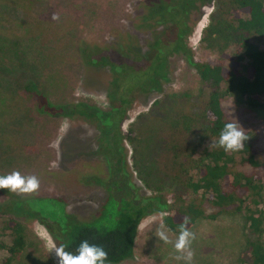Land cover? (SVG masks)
<instances>
[{"label": "trees", "instance_id": "obj_1", "mask_svg": "<svg viewBox=\"0 0 264 264\" xmlns=\"http://www.w3.org/2000/svg\"><path fill=\"white\" fill-rule=\"evenodd\" d=\"M210 1L134 0L127 28L114 30L103 44H78L85 70L101 71L96 77L88 73V84L99 79L110 104L107 111L84 102L53 104L33 84L24 88L37 96L36 109L42 114L83 120L98 130L101 126L107 128L113 139L108 152L115 149L116 153H111L109 160L112 170L113 165L125 160L118 142L128 109L137 95L162 91L159 79L166 75L168 58L181 54L196 69L199 87L196 92H162L145 113L129 124L122 137L131 147L132 170L144 189L170 194L172 203L163 201L166 214L162 223L167 229L179 233L184 217L189 218L191 227L199 218L214 220L222 213L241 214L247 232L241 262L264 264V152L261 158L256 157V134L248 132L250 138L240 152L209 149L218 140L223 125L233 120L224 110L226 99L235 98L251 108L264 110L260 100L264 99V48L260 46L264 39V3L214 0L200 42L216 58L195 61L188 38L200 8ZM168 36L172 39L168 40ZM238 154L242 156L239 162ZM124 167L120 186L125 192L118 194L120 188L113 190L111 182H106L110 185L96 212L83 219L74 218L64 228L59 226L56 245L65 244L74 252L87 239L105 247L106 264H120L133 257L138 226L157 211L158 200L148 195L139 197L130 189L133 187L124 176ZM87 182L91 183L90 177ZM1 191L6 201L0 203V250L7 252L1 264H12L26 247L24 229L18 220L20 211L33 202L6 189ZM120 198L126 208L105 214L106 203L114 199L119 202ZM63 207L67 214L64 204ZM5 237L9 244L2 240Z\"/></svg>", "mask_w": 264, "mask_h": 264}, {"label": "rangeland", "instance_id": "obj_2", "mask_svg": "<svg viewBox=\"0 0 264 264\" xmlns=\"http://www.w3.org/2000/svg\"><path fill=\"white\" fill-rule=\"evenodd\" d=\"M133 1L0 0V175L18 170L40 180L38 192L31 195L14 193L33 203L25 204L20 211L18 220L24 229L26 247L12 264H58L54 252L50 253L49 249L56 245L59 226L64 228L66 222H73L74 218L92 216L110 184L113 190L120 188L118 194L125 192L120 186L124 162V176L133 187L130 189L139 197H155L158 204L157 211L142 219L138 226L133 257L120 264H184L174 259L178 253L173 243L159 241L155 235L166 214L163 201L171 204V196L168 192L158 194L142 187L132 170L131 147L122 135L162 92L197 91L200 79L191 63L181 54L170 56L166 78L159 79L162 91L152 90L151 94L136 96L120 126L118 147L125 160L113 165L112 170L109 160L115 149L108 152L113 139L107 128L101 126L98 130L83 120L42 114L36 109L37 96L24 88L33 84L34 89L53 104L84 102L102 111L109 110L110 104L99 79L88 84V73L96 77L101 71L85 70L78 44L81 41L103 44L111 38L114 30L127 28ZM213 4L214 0H211L200 8V16L188 38V47L195 61L216 58V54L205 49L200 42ZM54 13L59 19H52ZM168 37V40L172 39V36ZM260 46L264 48V39ZM260 100L264 103V99ZM223 107L228 116L231 114L230 118L238 120L247 132L256 134L253 145L256 157L261 158L264 152V110L251 108L235 98L226 99ZM241 157L236 156L237 162ZM243 169L246 170V164ZM111 171L113 174L110 175ZM89 177L91 183L88 185ZM5 201L6 196L0 189V203ZM63 204L66 213L74 216L64 214ZM104 208L105 214H113L119 208H126V202L122 198L119 202L110 200ZM190 228L197 234L192 244L193 264H242L240 258L247 232L241 214L222 213L214 220L199 218ZM166 230L174 242L179 233ZM2 240L9 244L6 237ZM262 241L264 243V237ZM5 258L6 250H0V264Z\"/></svg>", "mask_w": 264, "mask_h": 264}, {"label": "clouds", "instance_id": "obj_3", "mask_svg": "<svg viewBox=\"0 0 264 264\" xmlns=\"http://www.w3.org/2000/svg\"><path fill=\"white\" fill-rule=\"evenodd\" d=\"M52 19L57 20L59 17L54 13ZM249 138L247 130L238 120H230L223 125L218 140L213 141L209 149L219 147L225 152H240L244 150L245 142ZM0 189H7L21 195H31L40 189V180L35 175H23L20 171L14 170L7 175H0ZM189 223V218L184 217L174 242L170 239L164 225L158 226L155 231L159 241L166 244L173 243L174 250L178 253L174 259L183 261L184 264H193L195 256L192 244L197 239V234L191 230ZM49 252H54L58 264H106L108 261V252L105 247L90 243L87 239L81 241L74 252L69 251L65 244L53 245Z\"/></svg>", "mask_w": 264, "mask_h": 264}]
</instances>
